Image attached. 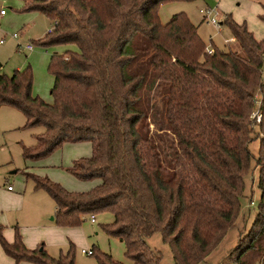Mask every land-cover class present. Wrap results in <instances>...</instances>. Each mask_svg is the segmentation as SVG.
Instances as JSON below:
<instances>
[{"label":"trees","instance_id":"trees-1","mask_svg":"<svg viewBox=\"0 0 264 264\" xmlns=\"http://www.w3.org/2000/svg\"><path fill=\"white\" fill-rule=\"evenodd\" d=\"M162 1L24 0L52 21L39 42L69 47L50 59L52 102L32 93L25 69L0 74V104L19 108L25 127H43L34 144L23 145L26 159L65 142L91 143L90 156L68 168L79 179H96L91 189L71 192L47 177H27L54 200L60 225L110 211L105 229L125 243L132 264H159L147 242L155 232L176 264L205 259L233 226L245 176L257 168L260 197L248 243L227 255L246 264L244 255L264 239V36L227 14L223 22L243 52L214 44L208 51L184 12L160 20ZM257 108L259 121L251 116ZM0 247L16 264H76L72 242L52 257L43 243L28 248L17 227L9 241L0 225ZM95 258L122 264L108 253ZM254 264H264L263 255Z\"/></svg>","mask_w":264,"mask_h":264},{"label":"rangeland","instance_id":"rangeland-1","mask_svg":"<svg viewBox=\"0 0 264 264\" xmlns=\"http://www.w3.org/2000/svg\"><path fill=\"white\" fill-rule=\"evenodd\" d=\"M0 74L11 75L15 70L29 69L32 74V93L47 102L53 101L51 88L54 76L49 69L52 54L63 53L68 44L57 43L43 45L39 39L44 37L52 25L50 18L37 9H26L24 0H0ZM264 0H166L158 5L162 22L173 14L184 12L197 25V31L208 47L214 44L218 48L242 49L230 25L223 22L225 15H231L236 21H245L256 38L264 36L263 12ZM206 10L207 15L200 12ZM214 18L217 24L210 19ZM16 33L13 37L12 34ZM33 42L31 50L20 49L17 42ZM264 76V65L262 68ZM24 113L11 104H0V225L3 234L13 233L17 227L24 237H41L46 252L57 257L65 252L69 242L75 245L74 260L76 264H98L97 253H108L122 264H132L126 256V246L116 236L106 231L107 224L113 221L110 211L95 214V221L90 215L82 216V222L75 226H63L56 217V204L42 188H35L34 181L27 174L47 177L71 192H82L97 184L96 179L82 180L68 171L74 160L88 157L91 154L89 141L65 142L49 155L30 160L23 156V145L34 144L35 133L42 130V125L25 127ZM17 123V124H15ZM258 139L250 143L253 154L257 155ZM257 168L245 176L246 191L241 197L239 215L219 244L198 264H234L227 255L241 243H248V233L256 213L260 191L256 186ZM10 186V190H8ZM264 237V234L262 235ZM148 244L159 253V264H176L169 246L162 241L160 232L147 238ZM259 247L249 250L243 257L246 264H254L264 257V239ZM32 248V247H31ZM36 248V245L33 247ZM82 248L94 250L96 254L87 255L80 252ZM234 256V255H233ZM0 264H7L0 261ZM10 264V263H9ZM11 264H16L14 261ZM18 264V263H17Z\"/></svg>","mask_w":264,"mask_h":264},{"label":"crops","instance_id":"crops-1","mask_svg":"<svg viewBox=\"0 0 264 264\" xmlns=\"http://www.w3.org/2000/svg\"><path fill=\"white\" fill-rule=\"evenodd\" d=\"M6 12H4L3 14H5ZM3 14H0V15H3ZM12 36L13 37H15L13 34H12ZM4 38V40H5V37H3ZM3 40V41H4ZM2 41V42H3ZM1 43V42H0ZM26 43V42H25ZM25 43H21V42H17V47L18 48H20V46H19V44H22L23 45V48L22 49H26V50H31V49H33V47L31 48V49H29V48H27V47H25L24 45H25ZM15 124H17V123H15ZM9 191H12V190H10V189H8ZM4 235H5V237H6V239L7 240H9V241H11L12 239H13V233H11L10 231H7V232H5L4 233ZM41 237H24V243H25V245L28 247V248H33L35 245H36V247L40 244V242H41ZM0 261H3V262H5V263H7V264H11V262H13L14 260L12 259V258H10L9 256H7L3 251H2V249H1V247H0ZM15 262V261H14ZM18 264H33V263H30V262H27V261H21V262H19Z\"/></svg>","mask_w":264,"mask_h":264},{"label":"built area","instance_id":"built-area-1","mask_svg":"<svg viewBox=\"0 0 264 264\" xmlns=\"http://www.w3.org/2000/svg\"><path fill=\"white\" fill-rule=\"evenodd\" d=\"M207 11H209V9H206V10L200 9V12H202V13H206V14H204L205 16L207 15ZM4 12H5V10H4L3 8H1V9H0V14H3ZM210 21H211L212 23H214V24H217V21H216L214 18L210 19ZM217 25H218V24H217ZM48 30H50V28H49ZM13 35L16 36V33H13ZM3 40H4L3 37L0 38V42H2ZM19 46H20V49L23 48V45H22V44H19ZM24 46L27 47V48H29V49H31V48L34 46V44H33V42L29 41V42H26ZM207 50H208V51H211L212 48H211V47H207ZM257 102H258V101H257ZM251 116H253L257 121H259V120H260V117H261V112H260V110H259L258 108L255 109V110L251 113ZM8 189H10V186H8ZM90 220H91L92 222H94V221H95V216H94V215H90ZM92 251H93V250H91V249H85V248H82V249L80 250L81 253H83V254H87V255H91V254H92Z\"/></svg>","mask_w":264,"mask_h":264}]
</instances>
